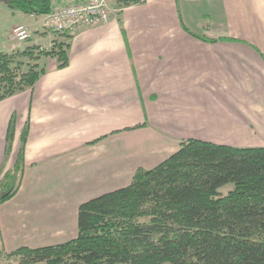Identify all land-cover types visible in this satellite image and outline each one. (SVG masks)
Returning <instances> with one entry per match:
<instances>
[{
	"label": "crops",
	"instance_id": "0c3cea01",
	"mask_svg": "<svg viewBox=\"0 0 264 264\" xmlns=\"http://www.w3.org/2000/svg\"><path fill=\"white\" fill-rule=\"evenodd\" d=\"M4 8L0 30L24 24L37 36L28 45L68 43L69 61L41 56L35 84L0 100L3 172L27 126L19 188L0 204V253L74 238L82 202L128 185L181 140L236 146L241 126L264 122V0H145L72 38Z\"/></svg>",
	"mask_w": 264,
	"mask_h": 264
},
{
	"label": "trees",
	"instance_id": "16d2710c",
	"mask_svg": "<svg viewBox=\"0 0 264 264\" xmlns=\"http://www.w3.org/2000/svg\"><path fill=\"white\" fill-rule=\"evenodd\" d=\"M83 1L71 0L67 4ZM144 2L116 0L118 7ZM0 3L25 15H42L55 8L53 0H0ZM68 50L69 44L62 42H54L49 49L33 45L15 53L0 50V100L35 84L45 72L39 63L41 56L54 58L58 69L67 66ZM16 56L34 62L20 72L21 62H14ZM14 126L12 116L5 137L6 159L12 147ZM26 136L24 126L13 166L4 172V165L0 168V204L19 188ZM230 183L232 189L226 193L218 191ZM10 261L264 264V146L236 147L194 138L181 140L178 149L156 166L137 168L128 185L82 202L77 209L74 238L0 253V263Z\"/></svg>",
	"mask_w": 264,
	"mask_h": 264
},
{
	"label": "built area",
	"instance_id": "2783aa9c",
	"mask_svg": "<svg viewBox=\"0 0 264 264\" xmlns=\"http://www.w3.org/2000/svg\"><path fill=\"white\" fill-rule=\"evenodd\" d=\"M112 0H85L74 4H64L42 15L29 16L37 20L43 29L66 34L72 38L85 28L106 24L110 20ZM116 2V1H115ZM28 26L17 25L12 28V38L18 42L29 38Z\"/></svg>",
	"mask_w": 264,
	"mask_h": 264
},
{
	"label": "rangeland",
	"instance_id": "374dc122",
	"mask_svg": "<svg viewBox=\"0 0 264 264\" xmlns=\"http://www.w3.org/2000/svg\"><path fill=\"white\" fill-rule=\"evenodd\" d=\"M115 1L116 0H112L110 2V8L111 7H113V8L118 7L117 4H116L117 6L114 4ZM53 4H54V6L56 8L57 6L67 4V2L58 4V1H53ZM119 8H121V7H118V9ZM4 9L7 10L6 8H4ZM15 13H16V15H18L16 17L18 19H20V18H22L24 16L19 11L15 12ZM4 24H7V21H4ZM19 25H24V24H19ZM6 28L7 27L1 28V30H0V50H2L4 52L15 53L17 50L21 51V50H23L25 48L32 47L33 45H28V44H31V42L37 38L35 33H33V35H32V32H30V28L28 27L29 37H30V35H32L31 40L28 41V39H29L28 38L25 41L18 42L17 40L12 38L11 32H10V35L8 34ZM43 30H47V29H43ZM47 31H49L51 33H54L53 31H50V30H47ZM55 34H58V33H55ZM35 45H38V44H35ZM35 53L36 52L34 50V54ZM16 61H20L21 62L20 72H25L27 70V68H28L29 63H33L34 62L33 60H31L28 57H21V56H16L14 62H16ZM12 116L15 119V115H12ZM14 122H15V120H14ZM259 146H264V122L263 123H258V124H255V125H247L246 127L241 126V141H240L239 145H236V147H259ZM16 154H17V151H15L13 153L14 158L16 157ZM232 187H233V185L230 183V184H227V185L221 187L218 191L220 193H226L228 190L232 189ZM0 264H13V263L10 261L9 263L3 262V263H0Z\"/></svg>",
	"mask_w": 264,
	"mask_h": 264
}]
</instances>
